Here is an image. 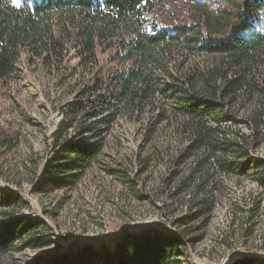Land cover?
<instances>
[{
  "label": "trees",
  "instance_id": "trees-1",
  "mask_svg": "<svg viewBox=\"0 0 264 264\" xmlns=\"http://www.w3.org/2000/svg\"><path fill=\"white\" fill-rule=\"evenodd\" d=\"M195 1L21 0L17 8L0 0V81L23 62L58 77L73 96L61 109L41 183L73 186L126 118L140 124L154 147L138 157L141 171L153 160L167 163L163 181L188 211L175 224L197 222L186 233L210 220L223 177L251 174L264 189V154H258L264 149V0H226L214 8ZM12 196L0 186L6 204ZM27 218L0 219V255ZM184 247L174 236L142 229L114 247L81 242L45 264H179ZM231 264H264V254Z\"/></svg>",
  "mask_w": 264,
  "mask_h": 264
},
{
  "label": "rangeland",
  "instance_id": "rangeland-1",
  "mask_svg": "<svg viewBox=\"0 0 264 264\" xmlns=\"http://www.w3.org/2000/svg\"><path fill=\"white\" fill-rule=\"evenodd\" d=\"M195 2L214 8L226 0ZM176 5L185 9L181 1ZM57 78L22 62L0 81V186L13 195L10 205L0 197V219L28 217L12 248L0 255V264H45L53 253L81 242L114 247L122 235L142 229L181 240L185 247L179 264H231L264 254V189L257 179L251 174L223 177L210 220L203 229L186 233L185 227L197 222L190 218L185 226L175 224L188 211L171 196L174 187L163 181L167 163L153 160L141 171L138 157L154 147L144 141L136 121L118 119L99 158L73 186L57 189L47 180L41 183L61 109L73 98L70 87L57 84ZM163 144L155 141L157 150ZM258 202L257 211L250 212ZM29 223L32 227L21 231Z\"/></svg>",
  "mask_w": 264,
  "mask_h": 264
},
{
  "label": "snow or ice",
  "instance_id": "snow-or-ice-1",
  "mask_svg": "<svg viewBox=\"0 0 264 264\" xmlns=\"http://www.w3.org/2000/svg\"><path fill=\"white\" fill-rule=\"evenodd\" d=\"M13 5H15L17 8L22 7L21 0H12Z\"/></svg>",
  "mask_w": 264,
  "mask_h": 264
},
{
  "label": "water",
  "instance_id": "water-1",
  "mask_svg": "<svg viewBox=\"0 0 264 264\" xmlns=\"http://www.w3.org/2000/svg\"><path fill=\"white\" fill-rule=\"evenodd\" d=\"M232 261H234V260H232ZM232 263V262H231Z\"/></svg>",
  "mask_w": 264,
  "mask_h": 264
}]
</instances>
